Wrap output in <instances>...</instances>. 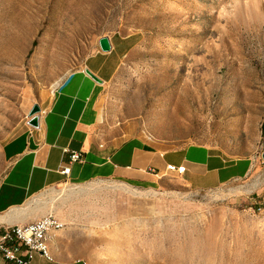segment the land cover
I'll use <instances>...</instances> for the list:
<instances>
[{"label": "rangeland", "instance_id": "1", "mask_svg": "<svg viewBox=\"0 0 264 264\" xmlns=\"http://www.w3.org/2000/svg\"><path fill=\"white\" fill-rule=\"evenodd\" d=\"M103 36L111 136L206 144L251 157L250 172L212 190L171 172L63 181L28 206L62 219L77 264H264V0H0V182L7 142Z\"/></svg>", "mask_w": 264, "mask_h": 264}, {"label": "crops", "instance_id": "2", "mask_svg": "<svg viewBox=\"0 0 264 264\" xmlns=\"http://www.w3.org/2000/svg\"><path fill=\"white\" fill-rule=\"evenodd\" d=\"M113 49L101 48L81 68L67 74L43 107L38 128L28 127L4 147L6 172L0 182V229L40 218L30 201L63 181L82 184L95 179H115L150 186L168 173L167 165L186 166L181 175L196 190H212L250 172L251 157H234L206 144L191 143L171 149L147 134L111 136L103 126L102 96L115 59ZM118 55H115V58ZM90 69L103 82L95 80ZM82 152L84 162H73L69 175L61 169L70 163L65 149ZM63 230V229H62ZM62 230L50 242L55 261L36 255L33 264H77L80 260L62 252L70 244ZM0 264H10L0 255Z\"/></svg>", "mask_w": 264, "mask_h": 264}, {"label": "built area", "instance_id": "3", "mask_svg": "<svg viewBox=\"0 0 264 264\" xmlns=\"http://www.w3.org/2000/svg\"><path fill=\"white\" fill-rule=\"evenodd\" d=\"M65 151L70 153V163L61 169V173L69 175L71 164L84 162V158L82 152L78 150L66 148ZM167 170L181 174L186 170V166L170 163L167 165ZM57 222H62V219L55 212H49L29 223L10 225L0 229V255L10 264H33L36 255L43 257L44 248L40 245V235L44 233V226H52Z\"/></svg>", "mask_w": 264, "mask_h": 264}, {"label": "water", "instance_id": "4", "mask_svg": "<svg viewBox=\"0 0 264 264\" xmlns=\"http://www.w3.org/2000/svg\"><path fill=\"white\" fill-rule=\"evenodd\" d=\"M100 48L104 52H109L113 49V45L111 42V38L109 36H103L100 38ZM87 72L97 81L103 82V80L98 77L96 74H94L90 69H87ZM42 112V107L39 103H36L32 110L30 111V119L29 124L32 127H38L40 126V113ZM264 156V154H263Z\"/></svg>", "mask_w": 264, "mask_h": 264}, {"label": "bare ground", "instance_id": "5", "mask_svg": "<svg viewBox=\"0 0 264 264\" xmlns=\"http://www.w3.org/2000/svg\"><path fill=\"white\" fill-rule=\"evenodd\" d=\"M64 227H65V223L63 221L54 223L52 224V226H44V233L40 235V245L44 248L43 257L47 261H52V262L55 261V256L52 253L50 246V242L53 239V232L56 230H61Z\"/></svg>", "mask_w": 264, "mask_h": 264}]
</instances>
